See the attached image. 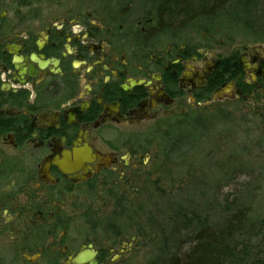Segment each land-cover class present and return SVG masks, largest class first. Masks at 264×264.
<instances>
[{
    "label": "flooded vegetation",
    "instance_id": "flooded-vegetation-1",
    "mask_svg": "<svg viewBox=\"0 0 264 264\" xmlns=\"http://www.w3.org/2000/svg\"><path fill=\"white\" fill-rule=\"evenodd\" d=\"M88 2L0 0V264H116L114 245L70 237V210L133 173L135 141L162 121L264 104V44L162 42L126 0Z\"/></svg>",
    "mask_w": 264,
    "mask_h": 264
},
{
    "label": "rangeland",
    "instance_id": "rangeland-1",
    "mask_svg": "<svg viewBox=\"0 0 264 264\" xmlns=\"http://www.w3.org/2000/svg\"><path fill=\"white\" fill-rule=\"evenodd\" d=\"M100 1L103 11L122 8L115 0H91L86 8L92 4L94 9ZM126 1L123 7L134 21L153 17L143 0ZM255 4L252 15L234 23L230 21L234 18L227 17L225 22L206 19L190 24L164 19L162 27L157 20L153 24L159 31L168 25L167 32L161 31L162 42L176 36L182 43H212L223 54L236 45L264 44V0ZM247 110L229 113L225 105L216 104L192 115L169 118L142 134L134 146L142 154L135 171L122 178L109 177L70 210V237L114 245L116 264H150L156 257L151 246L158 240L148 226L150 213L160 221L162 212L171 215L175 211L181 219L188 210V220L211 224L227 210L245 209L251 218H264V104ZM185 127L195 142L185 153L166 156L162 141ZM263 248L258 247L261 255ZM5 249L1 238L0 252L5 254ZM187 250L186 246L180 253Z\"/></svg>",
    "mask_w": 264,
    "mask_h": 264
},
{
    "label": "trees",
    "instance_id": "trees-1",
    "mask_svg": "<svg viewBox=\"0 0 264 264\" xmlns=\"http://www.w3.org/2000/svg\"><path fill=\"white\" fill-rule=\"evenodd\" d=\"M143 1L149 5V13L162 27L164 19L193 24L206 19L225 22L227 17H232L234 19L230 21L239 22L243 15L253 14L257 0ZM164 28L166 32L169 29L168 25ZM186 128H177L168 140L162 141L166 156L185 153L195 142ZM150 215L148 226L158 239L151 246L156 257L150 264H246L249 260L247 264H264V251L261 255L258 250L259 246L264 247V218H251L245 209L224 211L212 224L201 219L197 222L188 220L191 215L188 210L181 215V219L175 211L171 215L162 212L160 221L153 213ZM186 246L188 250L181 254Z\"/></svg>",
    "mask_w": 264,
    "mask_h": 264
},
{
    "label": "water",
    "instance_id": "water-1",
    "mask_svg": "<svg viewBox=\"0 0 264 264\" xmlns=\"http://www.w3.org/2000/svg\"><path fill=\"white\" fill-rule=\"evenodd\" d=\"M225 93H226L225 90H222L221 92H217L214 95L213 101H219V100H221L223 98V96H224ZM83 257H84L83 254H79L77 256V258L73 261L74 264H80L83 261Z\"/></svg>",
    "mask_w": 264,
    "mask_h": 264
}]
</instances>
